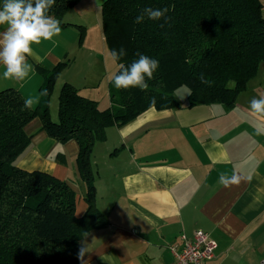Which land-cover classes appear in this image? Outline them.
<instances>
[{"label": "crops", "instance_id": "obj_1", "mask_svg": "<svg viewBox=\"0 0 264 264\" xmlns=\"http://www.w3.org/2000/svg\"><path fill=\"white\" fill-rule=\"evenodd\" d=\"M81 2L63 14L58 36L32 45L33 55L27 59L33 71L24 80L4 79L0 64V90L14 87L24 100L39 96L40 101L45 76L38 68L68 60L49 98L50 114L63 82L96 100L100 108L109 106L117 65L98 52L90 55L92 30L98 29V44L105 46L97 15L103 0H93L84 10L79 9ZM260 3L264 16V0ZM78 24L81 34L74 29ZM106 75L109 82L103 87ZM176 92L177 107L148 108L121 127H108L106 139L95 143V204L107 222L79 241L80 264H174L170 247L179 250L180 236L191 238L196 230L216 242L213 257L204 264H264V116L249 106L253 97L264 96V62L229 108L220 103L188 107L187 93L180 98ZM39 126L37 117L25 126L30 145L14 164L65 180L75 192V215L80 216L86 203L74 161L77 143H60ZM57 153L65 162L56 159ZM234 173L241 177L238 186L226 188L219 182L221 174Z\"/></svg>", "mask_w": 264, "mask_h": 264}, {"label": "trees", "instance_id": "obj_2", "mask_svg": "<svg viewBox=\"0 0 264 264\" xmlns=\"http://www.w3.org/2000/svg\"><path fill=\"white\" fill-rule=\"evenodd\" d=\"M78 1L56 0L48 14L61 19ZM145 7H167L171 20L163 28V19L135 23ZM100 19L108 52L121 47L127 52L119 63L130 64L140 52L157 59L159 67L147 90H110V104L104 108L63 82L55 121L49 98L68 60L38 68L45 76L40 91L47 94L35 107L25 108L14 87L0 90V264H80L79 241L107 222L95 204L91 166L93 147L106 139V129L121 127L148 108L177 107L175 91L181 86L188 88V107L220 103L229 108L264 62L260 0H103ZM81 39L80 35L79 43ZM200 73L213 81L211 86L200 82ZM36 117L49 138L77 143L74 161L86 203L80 216L75 215V192L65 180L14 164L30 145L25 126ZM55 157L65 162L62 153Z\"/></svg>", "mask_w": 264, "mask_h": 264}, {"label": "clouds", "instance_id": "obj_3", "mask_svg": "<svg viewBox=\"0 0 264 264\" xmlns=\"http://www.w3.org/2000/svg\"><path fill=\"white\" fill-rule=\"evenodd\" d=\"M56 0H4L0 7V26L7 25L4 31H0V64H3L4 79L24 80L33 71V65L28 62V57L33 55L32 45H39L42 41H48L58 36L61 32L60 21L52 15L49 10L54 6ZM169 9L145 7L135 17V23H143L145 18L150 20H161L167 24L171 17ZM111 61L117 65L116 71L112 73L111 80L117 89L139 88L145 91L148 81L154 78V73L159 67V61L143 53L137 52L138 59L130 64L119 63L127 55L126 50L110 49ZM202 84L211 86L213 81L207 79L204 73L198 75ZM46 90L40 91V96L46 95ZM39 102V96L29 97L24 100V107L31 108L34 103ZM150 103L155 105L156 98L152 97ZM251 112L258 116H264V96L253 97L249 101ZM260 133V130H257ZM219 182L224 187L239 185L241 177L233 174L231 177L221 174Z\"/></svg>", "mask_w": 264, "mask_h": 264}, {"label": "built area", "instance_id": "obj_4", "mask_svg": "<svg viewBox=\"0 0 264 264\" xmlns=\"http://www.w3.org/2000/svg\"><path fill=\"white\" fill-rule=\"evenodd\" d=\"M180 239L179 250L170 247L175 257L174 264H204L213 257L216 242L208 233L196 230L191 238L182 234Z\"/></svg>", "mask_w": 264, "mask_h": 264}, {"label": "rangeland", "instance_id": "obj_5", "mask_svg": "<svg viewBox=\"0 0 264 264\" xmlns=\"http://www.w3.org/2000/svg\"><path fill=\"white\" fill-rule=\"evenodd\" d=\"M81 3L82 4L79 6V9L80 10H84V9H87V7L89 8L90 6H92L93 0H82ZM88 4H89V6H88ZM99 11H100V7H98V13H97L98 16H99V13H100ZM91 15L93 16V14H91ZM58 20L60 21V19H58ZM80 26H81L80 24H78L77 27L74 26L75 32L80 33V30L82 29V28H80ZM95 31H98V29H94V30H92L90 32V37H91L90 38V43H91L90 46H93L90 55H93V54L96 55V52H98L101 55H105V57L108 59V61H110V55H109V52L107 51L106 47L103 46V44H100V45L98 44V40L100 41V43H102L101 42V35H100V33L96 36L95 35ZM103 47H105V48H103ZM73 53L76 54L77 52L76 51L75 52L72 51V54ZM81 64L82 65H86L87 63L81 62ZM106 68H107V70H111L108 65H107ZM95 71H96V76H98L97 74H100L99 67H98V69L96 68ZM114 71H112V73ZM106 78H107V75H106V77L104 78V80L102 82L103 87H105L106 86L105 84H107V82H109V79L108 78L106 79ZM229 85L232 86V82H230ZM109 86H110L109 88H110V90L112 92H116V87L114 86V83L112 82L111 79H110V85ZM176 93H177V96L181 98V97L185 96L186 93H188V88L186 86H181V87H179L177 89V92ZM57 96H58V93L56 94L54 103H52V105H51V114L50 115H51L52 120H54V121L57 120V109H58V99H57ZM101 106L103 107L104 106V103H102Z\"/></svg>", "mask_w": 264, "mask_h": 264}]
</instances>
